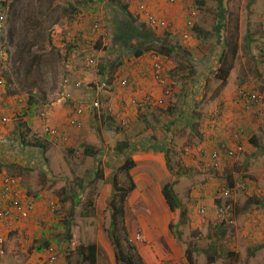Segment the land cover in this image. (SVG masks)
Here are the masks:
<instances>
[{"label":"rangeland","instance_id":"1","mask_svg":"<svg viewBox=\"0 0 264 264\" xmlns=\"http://www.w3.org/2000/svg\"><path fill=\"white\" fill-rule=\"evenodd\" d=\"M6 1L3 9H0V13L5 14V22L0 26V44L4 42L10 47L7 61L0 72L6 79L5 85L0 88V135H3L0 136V178L4 174L19 177L26 193L35 201L42 202L44 199L48 202L56 199L60 206L59 214L67 215L70 204L66 197L76 188L74 186L78 181L83 180L85 184L86 191L82 193L93 197L92 193L98 189L96 182L100 178L96 173L98 171L99 176H103L104 168L107 166L106 157L114 154L116 143L127 140L132 147L133 142L138 146L145 142V145L149 146L147 151H156L154 145L159 143L158 147H162L163 150L160 148L157 150L164 153L169 176L160 170L159 162L154 159L139 161L136 164L137 168L130 170V174L136 176L137 172L141 171L153 178L149 180L151 184H147L146 187L144 186L146 181L138 182L139 189L142 190L147 187H152L153 190L157 184L172 182L177 190L176 195L180 205L185 207L186 212L190 210L191 213H195V217L189 218L188 214L183 216L181 208L180 218L183 223L179 225V217H176L172 224L184 237L181 241H177L185 245L184 250L180 245V253H176L179 254L176 257V264H189L186 259L187 249L191 251L194 264H264L262 230L264 228V107L244 110L235 100V93L240 87L264 91V57L262 56L264 0H223L226 14L221 39L213 37L206 42L197 37L194 26L199 25L206 30L213 27L217 13L216 0H204L202 8L196 9L193 14L191 27L187 24L186 15L192 10L191 4H195L196 0H175L170 4L167 3L168 6L163 0H151L154 3H151L150 8L168 21H170V5L179 4L181 14H176L178 24L176 23V27L173 24L175 29L171 28L172 30L166 32L154 31L143 18L137 17L138 21L135 20V23L137 25L142 23L141 25L153 34L152 41L142 44L141 47L150 48L144 50L141 55L133 53L132 47H139L141 41L140 36L134 35V32L127 35L128 40L123 41L121 46L113 41L114 22L121 21L126 26L133 27L127 24L129 21L121 6L125 3L123 0ZM14 2H16L15 11L18 12L19 7L25 5L29 10H23L17 20L12 22V18L16 17H11L10 20L9 10L12 11ZM157 7L161 8L159 12L155 10ZM131 14L135 16L137 14L133 8ZM23 21L27 26L33 24L29 28L28 35L24 37L25 42L31 44L32 53L36 54L33 67L28 66L26 57L15 46L16 40L20 39L14 34V29L20 32L22 28L20 22ZM95 21L101 24L99 30L91 29ZM169 33L172 35L168 36ZM247 34L251 37L249 47L245 45ZM99 42V49L94 52L93 49ZM160 44H172L178 50V53L172 54L171 58L169 55L168 58L163 59L170 85H173L170 99L164 107L153 103H147L142 107L136 106L135 103V105L126 103L130 97L138 99L148 91L158 92L157 88H154V83L152 84L147 69L149 52ZM90 53L95 57L94 63L99 65L106 62V65H111L109 70L101 75L95 73L93 69L96 68L88 64L87 57ZM221 66L229 70L225 80L215 72V69ZM192 68L194 72L189 76L188 72ZM118 72L129 77L130 86L124 88L111 86L106 93L98 94L102 104L101 109L99 111L89 109L88 105L94 94L87 88V83L99 82V75L102 78L107 73L114 78ZM65 77L74 81L80 79L82 86L75 88L71 84L68 88L65 87L63 83ZM112 81L113 79L110 81L111 85ZM180 87L185 90L183 100L177 96ZM68 89L70 97L66 96ZM138 90H140L139 94H134ZM29 94L33 103L31 115L27 114ZM172 96L176 99V103L184 104L181 115L170 114L168 107ZM78 105L86 106L84 114L87 117H83V126L80 129L69 127L67 124L68 116ZM107 106L112 110H108ZM40 109L49 113V119L45 120L47 122L40 121L38 117ZM215 111L218 112L217 129L210 127L211 117ZM194 113L201 115L202 139L193 134L189 128L191 123L189 117ZM120 115L128 118L127 124L123 126L117 124L115 117ZM3 117L7 118L8 124H2ZM29 118L32 119L33 126L26 129L23 119ZM47 125L56 126L65 132L68 136L67 140L51 139L45 133ZM236 125L244 131V143L235 158L222 162L223 166L219 170L210 167L208 163L205 166V169L208 168L207 171L196 169L192 174H186L191 166L187 167L183 162L180 165V155L184 147L193 148L196 154H199V148L202 146L212 144L216 147L229 138L231 140V130ZM205 130H208L212 136L205 138ZM19 134H22L28 142L35 141L38 137L44 143L45 149L42 150L30 143L21 144ZM151 137L155 138L151 139ZM253 138L256 145L251 141ZM87 145L93 147L92 151H96L95 155L90 153L91 149L85 152ZM165 145H168L167 152H164ZM146 153L143 151L138 154L144 156ZM112 158L114 161L120 159L118 156ZM228 173L234 179L231 194L234 217L232 221L224 224L226 233L223 237H219V230L223 227L217 223L221 220L216 212L217 205L218 201L222 202L218 194L228 183L226 178ZM115 175L119 184L128 185L123 171L118 172L116 169ZM166 177H169L167 181ZM244 179L245 185H243ZM138 192L142 196L145 193L140 190ZM251 197H257L261 203L251 204L247 208L246 201ZM95 203L99 207L96 217L94 205L91 207L85 205V207L89 208L88 214H93L94 222L99 221L107 232L111 214L109 201L101 206L100 203L96 201ZM200 205L207 208L204 215L196 212ZM164 212L166 210H163L162 214ZM58 221L61 223V220ZM142 221L139 219V222ZM117 222L119 223V217ZM47 223L49 221H41L40 228L50 227ZM73 224L72 221L71 226ZM16 225L15 229L9 230V227L0 222V235L5 237L0 264L41 263L43 255L36 253L33 247L42 236L35 237L37 231L33 230L24 232L25 221ZM60 228L63 232L64 225ZM52 229H47L43 237L53 239L59 230L52 231ZM70 240L74 241V248L67 251L66 244L63 245L59 257L69 260L71 264H78L79 238L73 234ZM108 242L112 245L113 254L115 248L109 238ZM108 255L106 248L104 253L106 259ZM84 264L88 263L84 262Z\"/></svg>","mask_w":264,"mask_h":264},{"label":"trees","instance_id":"2","mask_svg":"<svg viewBox=\"0 0 264 264\" xmlns=\"http://www.w3.org/2000/svg\"><path fill=\"white\" fill-rule=\"evenodd\" d=\"M113 1H115V0H113ZM123 1H125V0H123ZM6 2L7 1H0V9H3ZM216 2H217V5H216L217 13H216V20H215L213 27L210 30L209 29L206 30V29L201 28L199 25L194 26V30L196 32L197 37L201 38L202 41H204V42H206L207 39H212L213 37H216V39H219L221 36V31L224 27V19H225L226 9L224 7L223 0H216ZM125 3H128V2L125 1ZM125 3L121 4V6H122L123 11L125 12L124 15L126 16V18L129 21V23H127V24L129 26H133V27H128L124 23H122L121 21L120 22L119 21L114 22L113 30H112L113 41L116 43V45L119 44L121 46L123 41L128 40L127 35L128 34L131 35L134 32V35L140 36L141 41H140L139 47H136V48L132 47L133 53L135 55H141L144 50H146L147 48H150L148 46L141 47L142 44L144 42H147V41H152L153 34L151 33V31L146 30L145 27L143 25H141L142 23H140V25L142 27L135 23V20H137V17L139 18V15L136 14V16H135L133 14H130V12L127 10L128 6ZM203 4H204V0H196L195 4H191L192 10L195 11L196 9H199V8L201 9ZM14 5H16V2H14V4H13L12 11H11V9L9 10V13H10L9 19L11 20V17H16L15 19L12 18V22H13V20H14V22L17 20V17L19 16V14L23 10L24 11L29 10V8L25 5L23 7H19L18 12H17V11H15L16 7ZM19 6H20V2H19ZM70 6H72V5H70ZM190 17H192V16H191V13L188 11L187 15H186V20L188 21L190 19ZM132 23H134V24L131 25ZM20 26H22L20 32H16V30L14 29V34L18 35V38L20 39V40H16L15 46H16L17 50L20 51L22 53V55H24L26 57L28 64H29L28 66L33 67L34 63H35L36 54L32 53V51L30 50L31 44L26 43L24 40V37H26L29 33V28H31L33 26V24H31V26H27V24L24 23V21H23V22H20ZM14 28H15V25H14ZM167 35L171 36L172 33H169ZM250 42H251V37L249 34H247L245 45L247 47H249ZM99 44H100V42L98 43V45L97 44L95 45V48L93 49V51L94 50L97 51L99 49ZM153 51L157 55H159L162 59H165V57L168 58L169 55L171 58L172 54L176 53L178 50H177V47L175 45L160 44ZM221 56H222V53H221ZM262 56L264 57V48H263V55ZM88 58L93 60V63L90 66L92 68H96V69H93L94 72L96 71L95 73H98L100 75H101V73H104L105 71L109 70V68L111 67V65L110 66L106 65V62L103 64H99V65H98V63H94L95 57L91 53L87 57V59ZM110 63L113 64L112 62H110ZM228 71H229L228 69H225L222 66L215 69L216 74L220 75L222 80H225V78L228 74ZM193 72H194V70L192 68L191 70H189L188 75L192 76ZM100 75H99V81H102L103 80L102 78L104 76H106V74L102 78ZM107 75L110 77L111 74L107 73ZM110 78L112 79L113 77H110ZM5 82H6V79H5ZM111 86H113V85H110V88H111ZM172 87H173V85H170V91H171L170 97L173 93ZM238 89H240V88H238ZM238 89H237V91H238ZM179 90H180V92H178L177 96H178V98L183 100L185 97V93H184L185 90H184V88H181V87ZM149 94H150L149 91H148V93L144 94L143 100ZM235 100L237 102V105L241 107L239 100H237L236 93H235ZM28 102H29V107L27 110V114L31 115L32 114L31 111L33 110L31 105L33 103H32V96L30 94H29ZM183 106H184L183 102L176 103V99L172 96L171 101H170V106L168 107L170 109V114L181 115V111L183 110ZM218 112L220 113L219 109H218ZM199 116H200V118H199ZM189 118L191 120L190 127H189L190 130L193 132V134H195L199 138H201L202 137L201 115L199 113L198 114L194 113ZM18 129H19V127L16 128V130H18ZM243 132H244L243 129L238 128L237 125L232 127V130H231V137L232 138H231V140L229 138V139H227V141H224L226 147L229 148L230 146H232V143L234 142L233 141L234 135L240 133V137L242 139V144H241V149L239 151H237V153L240 152L243 148V143H244L243 142ZM19 135L21 137V139H20L21 144L29 145V143H30L34 146H39L43 150L45 149L44 144L40 142L39 138L36 137L35 141L28 142V141H26V139L24 137H22V134H19ZM154 138L155 137H151V139H154ZM251 141L256 145L255 138L251 139ZM221 144L222 143H219L218 145H216V147H214V145H212V144H209V145L203 146V147L206 149V151H210V150L215 149V148L216 149H222ZM130 145L131 144H129L127 140L116 143L115 152L120 153V154H124L128 150V148L130 147ZM92 148H93L92 146L87 145V146H85L84 150L87 153L91 149L90 153L95 155L96 151H92ZM130 148L133 149L132 147H130ZM137 148L141 149V150H146L149 148V146H146L145 142H143ZM184 153H185V150H184ZM235 155L229 156V157L222 156L221 160L219 161L220 165L218 167L213 165V162L210 160L208 153L207 154H200V152H199V154H196L195 160H198V162L201 164L199 166H202L204 168V171L208 170L207 167L205 169V166L208 163H210L209 164L210 167L219 170L223 166L222 162H224L225 160L227 161L229 159L235 158L236 157ZM135 165H136L135 161L131 158V156L129 154L123 158L120 165H118V167L116 168V169H118V172L123 171V173L125 174L126 179L128 180L127 186H123V185L119 184V181H117L116 175H113V177L111 179V183H112V186L114 189V195H112V198L110 199V201L108 203L109 208L111 210V212H110L111 214H110V219H109V225H108L106 230H107L108 238L110 239L111 243L113 244V246L115 248L114 257H115L117 264H145L140 253H139V251H138L136 244L132 241L130 236H128V230L125 227V224L123 222V217H124L123 206H124V202L126 200V196L128 195V193L130 191H132L135 188V183H134L132 176L130 174V170L133 169ZM225 170H226V168H225ZM96 174L98 175V178L99 177L101 178V176H99L98 171ZM226 178H227L228 183L223 187H229V189H231L233 191L234 179L232 178L231 174H229V173L226 175ZM244 184H245V179H244ZM75 187H76V190L74 189V191H73V194H72L73 201L71 202V208L69 210L70 217L73 215L74 209L79 203V198H77L79 192L84 190L83 180L78 181L75 184L74 188ZM161 194H162V197L164 198V201H165L166 205L168 206V208L173 210L179 206V201H178L177 195L173 189V183L172 182H170V183L168 182V183H165L164 185H162ZM231 197H232V195H230L228 197H223L221 203L218 201L217 206H221V204L222 205L230 204L232 207V209H230L227 213L223 214V219L217 222L220 226L223 227V228L221 227L222 229L219 230V235H218L219 237H223L226 233V228L224 227V224L232 221L233 217H234L233 216L234 205L231 201L232 200ZM223 203H225V204H223ZM260 203L261 202L259 201V199L257 197H253V198L251 197L250 199H247L245 206L248 208L251 204L257 205ZM33 216H34V214H32L28 219H25L23 221L27 222V220H31V218ZM117 217H119V223L117 222ZM16 224H17V222L11 226H6V227H9V230H13L16 228V226H17ZM62 224L64 225L63 232L61 231V228L59 225L58 226H59L60 230L56 226L55 229L59 230V231L56 232L53 239L50 237H43L42 236L41 237L42 239L37 240L35 247H33V250L36 253L45 252V247L48 245V242H50V241H52L53 243H56L58 246H63L65 244L68 245L70 242V238H72V234L70 232L69 219L66 217L64 219V221L62 222ZM29 226L30 225H28V226L26 225L24 232H29ZM52 227L54 228V226H52ZM52 227L50 226V227L44 228L42 231L45 232L47 229H52ZM169 228L171 231V229H173L174 226L172 224H169ZM41 240H42V242H41ZM79 248L80 247H78V253H80V255H81V261L80 262L81 263L87 262L88 264H95V262H96V244L93 242L92 243H85L82 245V247H81L82 249H79ZM253 250H256V248H253ZM253 250H252V252H253ZM186 259H187L189 264H194L190 249L186 250ZM44 262H45V259L43 258L42 262L39 264H45Z\"/></svg>","mask_w":264,"mask_h":264},{"label":"crops","instance_id":"3","mask_svg":"<svg viewBox=\"0 0 264 264\" xmlns=\"http://www.w3.org/2000/svg\"><path fill=\"white\" fill-rule=\"evenodd\" d=\"M153 1L152 2L150 1V2L154 3ZM163 1L166 2L165 0ZM166 5L168 6L167 2H166ZM179 7H180L179 4H176L175 6L170 5V23L172 25V29H175L176 23L178 24V22L176 21V14L177 15L179 13L181 14ZM132 8L134 9V6L132 4L129 5L127 8L130 14H131ZM155 10H158L159 12L161 8L157 7ZM173 24L175 25V27L173 26ZM148 72H149V69H147V73ZM154 88H157V86ZM149 89L150 88H148V90ZM139 91L140 90H138V92L134 94H139ZM132 99H133L132 97L128 98V100H126V103L135 105L132 102ZM84 118H87L86 114H84ZM23 120L27 126L26 129L32 128L33 125H32L31 118L23 119ZM1 121H2V124H8L7 121L6 122L4 120H1ZM40 121L42 122V120ZM3 130H4L3 132H5V129ZM204 132H205L204 133L205 138L212 136L210 135L208 130H205ZM0 136L3 137V135H0ZM40 142L43 143L41 140ZM154 146L156 147V151L141 150V149H138L137 147L139 146L133 142L132 143L133 149L128 148V150L124 154L114 152V154L106 157L107 166L106 168H104L103 176L99 178L96 182V186H98V189H96V192L92 193L94 198L89 194L87 195V194L82 193L83 191H86L85 189L86 187H84V190L79 192L77 196V198H79V203L75 207L74 213L71 217H70L69 210L71 208V202L73 201L72 194H73L74 189L72 190V193L69 194L68 197H66V200H68L67 201L68 204H70L67 210V215L65 213L59 214L60 206H58V201L56 199L55 200L52 199V201L56 205V213H55L56 215L54 214L52 216L50 214L47 202L44 199L42 202L36 201L37 206H36L35 212L33 213L34 216L31 218V220H27V222L25 221L27 226L30 225L29 231L30 230L37 231V234H34L35 237H38L39 235L43 236L45 234V232L42 231L44 228L43 227L40 228L39 226L41 221L43 220L49 221V223L47 224L50 225L51 227L54 226L52 231H55L56 226L58 228L59 226L62 227L63 225L62 222L67 217L69 219L70 232L72 236L74 234V235H77L79 238V241H78V247H80L79 249H82L81 247L84 243L93 242L96 244L95 264H116L114 253L112 254L111 252L112 245H110L108 242L107 232L102 228L99 221L97 222L98 223V226H97V223L94 222L95 220L93 219V214H88L89 208H86L85 205H90V207L94 205V207H96V212L94 213L96 217V214L98 215L99 207H97V204L95 203V201L97 203H100V206L101 204L106 203L107 200L110 201V199L112 198V195H114V189L111 183V179L113 175L116 174V168L118 167V165H120V163L122 162L123 158L126 155L131 154V158L135 161L136 164L139 161H143V160H151V159L157 160L159 162L160 170H162L165 174L169 176L170 172H168V169H167L166 161L163 155L164 153L157 150L158 148H160L161 150L163 149L162 147H158L160 146L159 143L155 144ZM37 147L40 148L39 146ZM166 147H168V145L164 146L165 148L164 152L168 151V148ZM184 148H187L188 151H186L185 153H184V150L182 151V155H180L181 156L180 165L183 162L185 166L187 167L188 165L191 166V168L188 169V172L186 174H192L193 172L196 171V169L204 170L202 166H199L201 164L198 162V160H194L196 158V153L194 149L188 148V147H184ZM143 151L147 152L144 156L138 154ZM113 156H118L120 157V159L118 161H114L112 158ZM2 162L6 163L5 161H2ZM194 162H195V165H194ZM196 163H198L197 166H196ZM135 167L137 168L136 165L134 166V168ZM132 179L135 183V188L128 193V195L126 196V200L124 202V206H123V213H124L123 222L125 224V227L128 230V236H130L132 241L136 244L138 251L145 264H160L162 262H167L168 264L169 263L176 264L177 262L176 257H178L179 255L176 253H180L179 252L181 250L180 245L183 246V250L185 249V245L183 243L182 244L179 243L178 241H181L182 238L184 239V237H182L180 230L176 229V226H174V228L171 229L170 231L169 224H173L174 219L176 217H179L178 220H179V225H180L183 223V220H181L180 218L182 214L183 216H185V214L186 215L188 214V217L191 218V216L195 217V213L194 212L191 213L190 210L189 212H186L184 210L185 207L180 205V203H179V206L173 210L168 208V206L166 205L164 201V198L162 197V194H161L162 185L160 184H157L156 186H154L153 190H152V187L151 188L147 187L144 190L139 189L140 187H139L138 182L146 181L147 183L144 184L145 187L148 186L147 184L151 182V181L149 182V180L153 178H150L149 174L138 171L136 176L132 174ZM168 179L169 177H166V181ZM199 186H200V183H199ZM173 189L175 193H177V190L176 188H174V185H173ZM138 190H140L141 192H145L143 193V196L138 192ZM151 191H153V193ZM40 197H45V196H40ZM181 208H182V214H181ZM163 210H166V212L162 214ZM139 219L143 221L139 222ZM58 220H61V223ZM72 221L74 222V224L71 226ZM131 222H133V224H131ZM43 225L44 223H42V226ZM139 231L141 232L140 234L142 236V239H136V234ZM106 248L108 249V252H109L108 259H106L104 256V253H106ZM60 249L62 250L61 247ZM38 254L40 255V253ZM80 261H81V255H79L78 264H84V262L81 263ZM58 264H71V263L69 260L66 261L65 259H62L59 257Z\"/></svg>","mask_w":264,"mask_h":264},{"label":"built area","instance_id":"4","mask_svg":"<svg viewBox=\"0 0 264 264\" xmlns=\"http://www.w3.org/2000/svg\"><path fill=\"white\" fill-rule=\"evenodd\" d=\"M6 1V0H0ZM128 3H131L134 6V10L136 13L143 18L147 22V24L154 30L158 32H166L171 28L170 21H168L165 17L158 15L155 13L153 9L150 8L151 0H125ZM167 3L175 2V0H165ZM191 16L187 21L188 25L192 24L194 10L190 11ZM5 22V14L0 13V26ZM101 24L98 21H95L92 24L91 29H99ZM10 47L5 43L0 44V72L2 71L3 65L5 61H7L8 53ZM88 64H92V59H87ZM148 69H149V77L153 81L155 87L158 88V94L150 92L149 95L143 100L142 98L132 99V102L136 104L138 107H142L147 103H153L156 106L164 107L167 101L170 99V79L166 73V67L164 60L157 55L154 51H150L148 54ZM102 81L94 82L89 81L87 83V88L94 94V98H92L89 103V109H94L99 111L101 109L102 104L98 98V94L100 92L106 93V91L110 88V82L112 79V85H116L117 87L124 88L126 86H130L129 77L126 74H121V72L116 73L114 78H110L108 75L102 78ZM63 83L65 87H69L73 84V87L79 88L82 86V81L80 79H76L74 81L69 77H65L63 79ZM5 85V79L0 74V88ZM66 96L70 97V90L66 91ZM237 100H239L241 107L244 110H250L253 107H264V91H259L258 89H248L241 87L236 92ZM108 110H112L110 106H107ZM86 110V106L78 105L73 108L70 115L67 118V124L69 127L80 129L83 126V117L84 112ZM48 112L44 109H40L38 111V117L44 122L46 119H49ZM218 112L215 111L212 120L210 121V127L217 129L218 121H217ZM118 118V120H117ZM115 117L117 124L123 126L128 123V118H125L124 115H120ZM2 120L5 122L7 118L3 117ZM45 133L53 140L56 141H64L67 140L68 136L65 132L60 130L58 127L53 125H47L45 128ZM234 142L232 146L229 148L226 147L225 143L221 144L222 149H212L210 151H206V149L202 146L199 148L200 154H207L210 160L213 162V165L218 167L220 165L219 161L221 157H229L233 156L241 149L242 139L240 137V133L234 135ZM188 151V149H186ZM245 185V184H243ZM232 190L229 187H223L222 190L218 194V198L228 197L232 194ZM225 204V203H223ZM37 203L35 199L29 196L26 191L22 187V183L20 178L15 175L4 174L0 178V222L4 226H11L16 222H21L25 219H28L36 210ZM48 207L51 212H54L56 205L51 200L48 203ZM230 209H232L230 204L217 206V215L223 219V214L227 213ZM207 211L206 206L200 205L197 207L196 212L200 215H204ZM263 235H264V228ZM251 235V234H249ZM142 236L140 233L136 234V239H141ZM5 238L0 236V256L4 252V244ZM74 241L70 240L69 244L66 247V250L69 251L74 247ZM59 248L56 243L51 242L45 248V264H55L58 259ZM163 264H167L164 262Z\"/></svg>","mask_w":264,"mask_h":264},{"label":"clouds","instance_id":"5","mask_svg":"<svg viewBox=\"0 0 264 264\" xmlns=\"http://www.w3.org/2000/svg\"><path fill=\"white\" fill-rule=\"evenodd\" d=\"M189 27H191V25H189ZM171 28H172V26H171ZM171 28H170V30H172ZM98 30H99V29H98ZM170 30H169V31H170ZM3 43H4V42H3ZM240 88H241V87H240ZM244 88H245V87H244ZM248 89H249V88H248ZM252 89H253V88H252ZM100 93H101V92H100ZM152 93H156V94H158V92H152ZM188 148H190V147H188ZM186 149H187V148H183V150H185V152H186ZM18 178H19V177H18ZM21 183H22V182H21ZM22 187H23V185H22ZM23 189H24V187H23ZM51 200H52V199H51ZM51 200H48L47 205H48V203H49ZM49 211H50V209H49ZM55 213H56V208H55L54 212H51V211H50L51 216L54 215ZM41 242H42V240H41ZM51 242H52V241L48 242V245H49ZM48 245H47V246H48ZM56 245H57V244H56ZM47 246H46V247H47ZM57 246H58V245H57ZM46 247H45V248H46ZM60 247L62 248V246H60ZM60 247L58 246V248H59V255H60V251H61ZM66 247H67V244L65 245V248H66ZM73 248H74V247H73ZM40 254H42V255H43L42 257L45 259V252H42V253H40ZM59 255H58V259H59ZM58 259H57V261L55 262V264H57Z\"/></svg>","mask_w":264,"mask_h":264}]
</instances>
